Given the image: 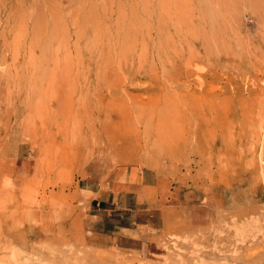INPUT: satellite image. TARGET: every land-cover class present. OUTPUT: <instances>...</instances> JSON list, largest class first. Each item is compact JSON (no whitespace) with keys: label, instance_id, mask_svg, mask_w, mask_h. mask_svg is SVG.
I'll return each mask as SVG.
<instances>
[{"label":"rangeland","instance_id":"1","mask_svg":"<svg viewBox=\"0 0 264 264\" xmlns=\"http://www.w3.org/2000/svg\"><path fill=\"white\" fill-rule=\"evenodd\" d=\"M222 2L0 0V264H264V0Z\"/></svg>","mask_w":264,"mask_h":264},{"label":"crops","instance_id":"2","mask_svg":"<svg viewBox=\"0 0 264 264\" xmlns=\"http://www.w3.org/2000/svg\"><path fill=\"white\" fill-rule=\"evenodd\" d=\"M118 181H120V180L113 179L112 183L115 185L122 186V188H124L125 187L124 183H126V181H121V182H118ZM95 183H97V184L91 183L90 185L87 184L86 187H84L85 190L92 193L91 201L92 202L94 201L96 204H99V202H100L103 205H110V201L113 202L115 200V197H116L113 189L110 190V177L108 178V181L106 182L107 187H108V188H106V190L103 189L102 186H100V183L98 181L97 182L95 181ZM96 185H98V186L96 187ZM129 191H130L129 189H125V188L122 189V192H124V193L129 192Z\"/></svg>","mask_w":264,"mask_h":264},{"label":"bare ground","instance_id":"3","mask_svg":"<svg viewBox=\"0 0 264 264\" xmlns=\"http://www.w3.org/2000/svg\"><path fill=\"white\" fill-rule=\"evenodd\" d=\"M223 0H221V2H222ZM205 2V1H204ZM203 2V3H204ZM206 3V5L203 7L202 6V15L200 16L201 18H202V20H203V22H202V29L200 28V30H198V31H200L201 33H204V35H207L208 33L206 32L207 30H208V28H207V22L209 21V22H211L212 24H214V22H219V20L222 22V20H221V17H217V16H214V12H213V8L212 7H210V4H212V3H210L209 4V6H208V3L207 2H205ZM199 4H201V3H199ZM216 4V3H215ZM224 4V6H222V8L220 9V7L218 6V4H216L217 5V7H219V10H223L224 8H225V6H227L228 5V3H223L222 2V5ZM216 7V6H215ZM215 9V8H214ZM217 10H218V8H216ZM225 10V9H224ZM214 11H216V10H214ZM220 12H224V11H220ZM220 12H218V13H220ZM222 13H220V14H222ZM226 13L227 12H225V14L224 15H226ZM229 13V12H228ZM192 15H193V13H192ZM191 15V16H192ZM229 15V14H228ZM199 17V18H200ZM229 19H230V17H229ZM225 21H227L226 19H224ZM224 23V22H223ZM228 23V22H227ZM217 25V24H216ZM209 26H211V25H209ZM228 26H229V24H228ZM190 27V26H189ZM219 27V26H218ZM223 27V26H222ZM192 28V27H191ZM194 28V27H193ZM211 28H213L212 26H211ZM38 29V28H37ZM193 30V29H192ZM194 30H196V29H194ZM210 30H212V29H210ZM193 34V36H194V34L195 33H192ZM212 34V33H211ZM205 49V48H204Z\"/></svg>","mask_w":264,"mask_h":264}]
</instances>
